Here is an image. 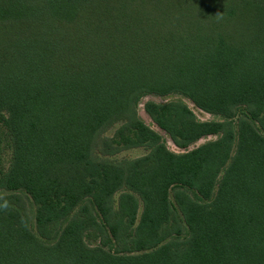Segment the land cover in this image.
Instances as JSON below:
<instances>
[{
    "label": "trees",
    "instance_id": "obj_1",
    "mask_svg": "<svg viewBox=\"0 0 264 264\" xmlns=\"http://www.w3.org/2000/svg\"><path fill=\"white\" fill-rule=\"evenodd\" d=\"M171 94L225 120L146 103L178 148L218 138L170 152L135 105ZM257 126L264 0H0V264H264Z\"/></svg>",
    "mask_w": 264,
    "mask_h": 264
},
{
    "label": "rangeland",
    "instance_id": "obj_2",
    "mask_svg": "<svg viewBox=\"0 0 264 264\" xmlns=\"http://www.w3.org/2000/svg\"><path fill=\"white\" fill-rule=\"evenodd\" d=\"M148 102H153L155 104H165L169 102H182L185 104L195 115V118L200 121V122H225V120L219 116L211 115L208 113H205L199 109H197L188 99L184 98L181 95L178 94H171L166 97H160V96H155V95H141L139 96L138 100L136 101L135 105V112L137 115V118L141 120L147 127L155 131L161 136L162 142L164 143L165 147L172 153L174 154H182L191 151L192 149L200 146L201 144L214 141L215 139L218 138V135H213V136H206L198 140L196 143L188 146L186 149H180L178 148L173 141L170 139V137L160 130L152 121V119L149 117V115L145 111V104ZM244 108H239L237 110V117L233 120L232 122V127L236 131V121L237 119L244 115ZM124 122H118L114 125H111L107 128H105L100 134L99 137L97 138V143L103 139L110 141H115L116 140V131L121 127V125ZM258 131L264 135L263 132L260 131L259 127H256ZM104 150L100 149L99 147H96L92 153V157L95 160L98 161H104L108 162L114 165H124L128 161L136 160L139 158H142L146 156L147 154L150 153L151 148L148 146H141V147H133V148H125L121 149L119 151H108V152H103ZM9 158H10V151L5 147L2 146L1 152H0V171H6L9 163ZM118 198V194L114 196V200L116 203ZM116 206V204H115ZM30 212L33 214V207H30ZM33 226V224H32ZM86 243L89 245H97L98 241L93 240L91 237L89 239H86Z\"/></svg>",
    "mask_w": 264,
    "mask_h": 264
}]
</instances>
